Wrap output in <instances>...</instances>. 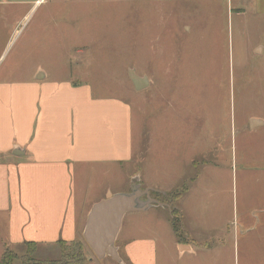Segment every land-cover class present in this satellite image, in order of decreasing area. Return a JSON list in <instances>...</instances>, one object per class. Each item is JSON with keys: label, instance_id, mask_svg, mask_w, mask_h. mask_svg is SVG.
I'll list each match as a JSON object with an SVG mask.
<instances>
[{"label": "rangeland", "instance_id": "374dc122", "mask_svg": "<svg viewBox=\"0 0 264 264\" xmlns=\"http://www.w3.org/2000/svg\"><path fill=\"white\" fill-rule=\"evenodd\" d=\"M255 1L0 0L1 85L31 83L40 69L48 83L80 80L132 107L133 160L120 172L76 167L78 210L99 202L107 186L127 193V171L136 174L130 183L141 175V190L167 196L200 173L184 201L170 196L166 207L127 214L120 233H172L170 211L182 207L185 230L239 233L248 224L264 238V126H250L253 118L264 120V61L249 54L264 28ZM129 70L149 87L136 92ZM200 200L206 205L196 212ZM8 236L7 217L0 215V257L8 249L13 264H21L22 245L11 246ZM256 239L247 247L257 246ZM82 244L86 259L93 257ZM60 257L59 246L50 244L34 254Z\"/></svg>", "mask_w": 264, "mask_h": 264}, {"label": "crops", "instance_id": "0c3cea01", "mask_svg": "<svg viewBox=\"0 0 264 264\" xmlns=\"http://www.w3.org/2000/svg\"><path fill=\"white\" fill-rule=\"evenodd\" d=\"M254 8L264 17V3L255 1ZM261 29L262 40L249 53L255 61H264ZM32 78L28 84H0V215L7 217L11 246L34 243L38 249L82 239L81 227L90 207L82 213L75 203V169L103 167L120 172L123 164H130L134 157L133 114L130 104L115 96H99L86 82L48 83L40 69ZM252 120L258 122L252 129L264 126L263 119ZM203 165V169L211 168L209 163ZM130 172L126 173L128 185L136 179L138 184L142 182L138 175L130 183L136 175L131 172L129 176ZM200 176L190 180L178 202L197 188ZM104 191L99 201L108 193L114 194L110 186ZM205 205L198 201L196 212ZM208 206L211 211V202ZM150 209L128 214L144 215ZM178 209L184 219L185 210ZM251 227L242 224L245 231L213 235L187 228L181 242L173 233H120V229L115 247L124 259L122 263L108 257L97 260L89 250L93 257L87 264L93 259L101 264H257L264 253V238L252 233ZM253 238L258 245L247 247L246 241ZM224 251L228 252V262L225 257L222 260Z\"/></svg>", "mask_w": 264, "mask_h": 264}, {"label": "water", "instance_id": "95a60500", "mask_svg": "<svg viewBox=\"0 0 264 264\" xmlns=\"http://www.w3.org/2000/svg\"><path fill=\"white\" fill-rule=\"evenodd\" d=\"M128 78L136 92L144 91L149 86L147 78L138 77L133 70H129ZM257 123L256 120H251V128ZM151 192L155 191L141 190L136 179L132 181L129 192L108 193L91 206L86 215L81 237L97 260L108 257L117 263H122L115 242L124 216L128 213L146 211L155 205L167 206L151 198Z\"/></svg>", "mask_w": 264, "mask_h": 264}, {"label": "trees", "instance_id": "16d2710c", "mask_svg": "<svg viewBox=\"0 0 264 264\" xmlns=\"http://www.w3.org/2000/svg\"><path fill=\"white\" fill-rule=\"evenodd\" d=\"M187 190L188 186L184 184L182 186H178L177 190L169 196H167L168 194H162L157 191L151 192L150 195L151 198L157 202L166 205L167 201L170 200V196H172V202H176L184 193H186ZM159 198L161 201H159ZM168 222L172 233L177 238V241H183L182 238L186 234V230L182 225V217L179 209L174 207L172 211H170ZM82 242V239L69 244L59 241L57 244L59 246L61 257L60 259L53 261L35 259L34 254L36 253L37 245L34 243H25L21 246L23 254L19 260L21 261V264H87L88 259H86L83 254ZM14 259L15 256L11 255V252L6 249L0 257V264H13Z\"/></svg>", "mask_w": 264, "mask_h": 264}]
</instances>
